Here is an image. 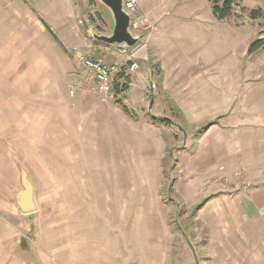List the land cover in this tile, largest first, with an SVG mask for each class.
Returning <instances> with one entry per match:
<instances>
[{
    "label": "rangeland",
    "instance_id": "374dc122",
    "mask_svg": "<svg viewBox=\"0 0 264 264\" xmlns=\"http://www.w3.org/2000/svg\"><path fill=\"white\" fill-rule=\"evenodd\" d=\"M79 3L94 31L110 35L99 0ZM138 5L149 27L125 54L93 41L74 0H0V264H222L253 248L216 211L235 192L224 162L240 157L242 191L264 169V50L248 55L264 39V19L249 12L264 0H238L221 22L207 0ZM85 59L118 65L125 91L104 99ZM162 62L175 68L167 80ZM186 97L203 127L186 122ZM212 122V141L226 142L200 155ZM211 156L222 179L199 174L198 159ZM17 163L35 189L30 215L15 204Z\"/></svg>",
    "mask_w": 264,
    "mask_h": 264
},
{
    "label": "crops",
    "instance_id": "0c3cea01",
    "mask_svg": "<svg viewBox=\"0 0 264 264\" xmlns=\"http://www.w3.org/2000/svg\"><path fill=\"white\" fill-rule=\"evenodd\" d=\"M173 69L175 68H172L170 65L162 62L161 72L167 77L166 80L175 74L172 72ZM165 83L167 82L165 81ZM184 85L186 86V82ZM187 95L188 91L186 90V96ZM199 96L200 98H198V100L201 99L203 95L200 94ZM176 99L179 101V98ZM212 99L213 101L215 100L214 98ZM190 101L191 100L186 97V122L188 123L189 127H203L202 124H204V121L202 116L199 114L198 117L195 112L189 110L192 105H189L187 102ZM206 101L210 102V100L207 98ZM213 101H211L212 103L210 105V109L209 107H206L204 115H215L214 113L216 103ZM193 110L197 111V108L194 107ZM217 129H219V125L216 124V122H212L204 129V132H201L204 134V136L201 138L199 137L197 141L200 145V155L204 154L205 151L216 152L219 149H223L222 144L226 142V139L222 137V141H220V139L212 141V136L215 132H217ZM189 138L196 142V138ZM234 140L231 139L230 142L232 147H234L233 149H237L238 152V148H240L239 138H234ZM239 158L240 157L237 156L224 162V165L226 166V171L224 172L226 173L230 171L229 173L232 174L230 176L233 178L236 177L233 183L235 192L233 194L226 192L228 194L225 196H227V198L231 197L233 200H231L230 204H228L227 198L224 200L228 206L226 209L221 207L220 211H216V221L222 226L224 223L227 225L228 223L226 221L227 219L225 214L229 213L231 215V219L229 218L230 222L232 221V224L234 222L236 225L235 228L237 233H235L237 241H240L241 243L242 241L251 242L253 248L249 249L247 253L237 254V256L231 255L229 258L223 259L222 264H264V169L262 173L253 174L251 176L252 178L248 180V187L250 189L247 188L246 190L242 191L240 188L244 186V184H242L244 183V175L240 174L241 172H239V169L244 165L241 164L242 161L240 162ZM197 162L198 167H200V175H205L208 177L219 176L222 179V175H224V173L221 171L223 161L220 162L218 158L211 156L203 159L200 157ZM201 168L203 169L201 170ZM242 170L244 171V168H242ZM258 172H260V169ZM218 180L219 179L217 178L215 181ZM231 228L234 230L233 225H231ZM249 245L250 244H248V246Z\"/></svg>",
    "mask_w": 264,
    "mask_h": 264
},
{
    "label": "water",
    "instance_id": "95a60500",
    "mask_svg": "<svg viewBox=\"0 0 264 264\" xmlns=\"http://www.w3.org/2000/svg\"><path fill=\"white\" fill-rule=\"evenodd\" d=\"M80 9V22L85 32L95 43L112 45L118 49L134 51L141 44V37L131 32V16L125 10V0H99L111 23V34L100 35L88 24L84 17L85 4L74 0ZM22 191L15 197V204L20 213L30 215L37 211L35 189L29 179L28 171L17 163Z\"/></svg>",
    "mask_w": 264,
    "mask_h": 264
},
{
    "label": "built area",
    "instance_id": "2783aa9c",
    "mask_svg": "<svg viewBox=\"0 0 264 264\" xmlns=\"http://www.w3.org/2000/svg\"><path fill=\"white\" fill-rule=\"evenodd\" d=\"M125 10L131 16V32L134 36L142 37V31L149 27L148 19L143 15L139 9L138 0H125ZM123 53L127 54V50L120 49ZM129 56L130 71L135 72L138 70V64L134 62L133 55ZM84 65L87 69L95 74L97 81V90L103 98H113L115 96L113 79L116 75L121 73V68L118 65H105L99 61L92 59H85ZM155 88V84H152Z\"/></svg>",
    "mask_w": 264,
    "mask_h": 264
},
{
    "label": "trees",
    "instance_id": "16d2710c",
    "mask_svg": "<svg viewBox=\"0 0 264 264\" xmlns=\"http://www.w3.org/2000/svg\"><path fill=\"white\" fill-rule=\"evenodd\" d=\"M212 5V14L214 18L217 21H225L233 16L235 8L237 7L238 0H207ZM97 4V0H90V6L94 7ZM249 17L253 21H258L264 19V9H253L249 12ZM47 31L49 34L53 37V39L62 47L64 50V47L56 34L51 30L49 26H46ZM264 50V39H260L255 41L253 44H251L248 55H254L258 53L259 51ZM97 61V60H95ZM116 78L123 80L126 82L129 81V77H125L123 73H119L116 75ZM113 85H115V89L118 91V93H121L125 91V89H120L119 85L115 83V80L113 79ZM164 123H169L168 120L164 119Z\"/></svg>",
    "mask_w": 264,
    "mask_h": 264
}]
</instances>
